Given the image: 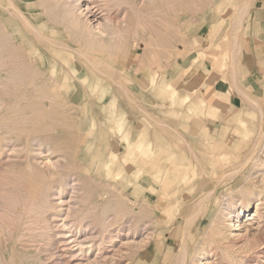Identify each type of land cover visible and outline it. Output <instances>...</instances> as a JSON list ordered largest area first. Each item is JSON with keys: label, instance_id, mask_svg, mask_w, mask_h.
Segmentation results:
<instances>
[{"label": "rangeland", "instance_id": "rangeland-1", "mask_svg": "<svg viewBox=\"0 0 264 264\" xmlns=\"http://www.w3.org/2000/svg\"><path fill=\"white\" fill-rule=\"evenodd\" d=\"M221 1L174 0L172 5V28L168 27L169 22H171L170 18L162 13V25L159 24L158 28L160 30L158 33L153 34V36L148 33L146 27L140 28L141 25L136 27L137 24L135 22H132L131 28H128L129 30H123L126 32L122 33L120 40L123 42L125 48L118 53L111 51L110 57H115L117 60H119L117 57H123L125 59L124 62L118 64L119 66L117 67L121 73L120 80L127 89H119L115 83L110 82L107 78L91 73L89 68L79 60H77L78 62L71 63L70 67L72 71L70 72L67 70L65 72V77L68 79L71 86L70 91L67 92L68 96H66V100L70 103V107L68 106L66 110H70L71 108L73 112L70 111L69 113L73 114L74 117L76 116V120L71 124L74 128L82 131H91L89 134H84L85 138L82 147L86 148L85 153L83 154V151H81V155L79 156V160L81 161L80 164L73 165L70 169L65 167L60 168L59 170H61V172L57 173L55 177H53L54 179L50 176L52 173L51 171H54L52 167L50 166V168L46 169L45 166L43 168V164L45 162H50L51 164L52 160L54 161L57 159V161H63L55 151H53L52 154H50L48 150L44 152V149H42L43 152L39 154H37L36 151H31L30 158H27L26 156L24 157V154L20 155L16 153L17 147L13 146L11 148L13 152L6 146L8 150L5 153H0V221L4 219L0 222V264H37L39 262L43 264H86V262H83L85 260L81 258L80 252H78L79 246L72 242L71 238L65 237L69 233L63 235L65 241H59L57 230L63 229L62 222H64V213H60L61 217L59 215L53 218H51L52 216H50L49 213L48 220H51L49 222L46 221V225H44L45 223L40 225V228L37 230L35 229L39 227V224L36 223V225L35 222H32L31 218L25 219L22 217L25 212L22 211L25 209L22 206L24 203L23 201L29 202L28 200L31 196L30 189L35 185L43 183L48 184L49 182L50 184H55L53 186H58L61 177L69 179L70 183H75L76 181L74 185L76 189H73L74 193L71 192L70 189V191L66 193L65 199L69 197L68 195H71V197L76 195L71 198V200H75L77 196L85 192L89 193L96 203L93 212L96 216H90L86 218L85 221L87 220L90 222L91 220L92 223L88 224L87 227L92 228L93 226L91 231H94V234H96L95 241L99 243L95 242L96 244L93 245V248H91L89 252H87V249L84 251L88 253L90 259L100 254L101 257L99 256L100 258L98 257L97 260H95L98 262L95 264H156V262L160 260L165 264H175L179 251L178 249L182 246V242L183 244L185 243L184 246L188 259L191 260L198 235L196 233V226L192 225V227L188 228L186 224V216L189 212V204L187 203L189 200L187 199L188 197H185L184 192L180 195H176L173 190V185L169 186L167 190L168 194L162 195V190L159 188L160 186L157 183L146 181V177L144 176L145 173L139 169L143 164V154L136 157V162L131 161L129 156H132L135 152L134 143L136 141H141L143 149L152 145L155 153L160 149L161 156L159 153L154 156L158 157V168L161 167L160 165L168 167L166 172L168 181L174 180V170L180 164L181 167L189 166L184 172L190 173V181L194 180L195 182L199 180V161L177 152L176 132L180 133L182 136L184 135L193 145L200 139V136H202L201 134L204 132L210 133L208 136L209 144L217 142L222 144L225 150H231L233 152V156L231 155L226 159L227 164L225 163V165L233 164L241 160L251 151L255 152L260 158L264 157L262 151H259V144L256 146L260 133L264 132V99L256 100L252 98L254 101L252 99H247L240 107L232 109L231 106L226 103L217 100H208L207 95L204 99V95L201 93V87H205L204 85L206 83L205 80H202V76L207 74L210 70L208 64H211L213 68L219 71L224 69L225 71L231 70V74H234L235 54L238 52L239 47H237V50L233 53L230 51L234 41V36L232 34L234 28L232 27L231 30V26H234V21H236V19L232 21L230 14L235 11V5L244 2L247 3L248 7L252 0ZM122 3L123 5H121ZM121 4L114 6V8L116 7V9H114L116 11L113 10L118 20L121 19L120 13L122 15L123 9L124 11L126 10L124 8L125 3L121 2ZM163 6L165 5L162 4V11H165L166 7ZM117 7L119 8L118 10ZM6 17L8 16L6 15L0 19V23L3 26L7 23L6 25L10 29L8 36L4 37L3 35L0 37V59L2 58L3 62V65L0 64L2 65L0 66V82L4 84L7 83V87H14V72L12 71L14 68V20H9L10 18L8 19ZM220 18L224 19L222 25H219ZM165 20L166 26L170 31L168 32L167 30L166 33L163 32L167 29L166 26L164 27ZM46 24L49 26L56 25L55 23L49 22L42 24V26ZM215 24L216 28L218 25L219 28L217 32L212 34V28ZM56 27L59 26L56 25ZM133 27H136L135 31H133ZM51 29L46 28L45 30L47 32L55 30L53 29L51 31ZM58 29L62 31L61 26ZM140 29H142V31ZM174 29L179 33L177 34V31H175L173 38L170 39L169 33H171L172 30L174 31ZM132 31L133 33L136 32L137 35L134 33L135 36ZM206 31L209 32L210 37L209 42L203 47L198 36L203 35ZM208 32L206 35H208ZM52 33V36L57 38L63 40L66 38L64 33H61L62 35L55 32ZM236 35L238 40V34ZM6 38L8 39L6 40ZM66 40L69 41L71 45L76 44L73 39L68 40L67 38ZM144 40H147V42H144ZM154 41H158L159 43H154ZM153 43L158 46H154ZM145 44H148V46L150 45L151 48L148 46L146 48V46H144ZM34 45H36L39 51L38 55L42 56V58L38 59L40 63H37V69L39 70L44 69V71H49L50 59L51 63H57V60L63 55L62 53L56 55L49 50L45 51L36 43ZM104 52L106 51L101 53L105 55ZM114 54L116 56H112ZM199 54H204L203 61L206 64L199 68L202 76L198 71H194L196 64L192 63L194 58ZM153 57L157 59L154 60ZM105 58L108 57L105 56ZM155 61L157 64L154 63ZM152 69L159 70V78L155 88L149 90L148 78ZM9 76L10 78H7ZM206 80L210 82L208 79ZM168 81L177 89L176 95L171 98L168 97V90L164 87V84ZM192 85L196 86L194 92L190 90ZM0 91L3 90L0 89ZM1 93L2 92H0V94ZM0 99L5 103H14V97L8 95L0 96ZM200 99L202 100L203 107H200L197 102ZM110 103L111 109L106 111ZM194 104L197 106L195 110L191 108ZM258 110L260 111L259 113H257ZM9 112H11V110ZM8 114L4 116V118H7ZM12 116H8V118L12 119ZM199 120L200 125L197 122ZM182 143L184 144L183 141ZM33 148L37 150L38 146L33 145ZM194 149L199 150V147L194 146ZM111 151L116 154V158L115 162L107 169L109 174L105 175V169H103V167L97 170L91 167L90 159H93V162L96 160H105ZM47 153L50 154V156L56 153L55 155L57 156H55L56 158L54 156L50 157L47 156ZM199 153L201 155L200 162L202 164L206 162L217 163L216 160L207 155L205 149L200 150ZM14 156L18 158H14ZM40 161L43 162L40 163ZM224 161L225 159L218 160V162H220V166H217L220 169L219 172L225 170ZM28 164L31 166L30 169L27 166ZM209 170H212V168L209 167ZM212 172L213 177L218 173L215 171ZM70 174L74 175L72 176ZM95 176L96 178L94 179ZM148 176L150 177V173ZM241 180V175L236 174L231 184L237 185ZM106 184L109 185V188L106 187ZM229 184V181H225L221 188H225ZM54 189L55 188H52L50 190ZM55 191H57V189L54 190V192ZM106 192L109 193L106 195ZM10 193H13L12 195H14V198L18 195V199L15 198L17 202L11 197L12 195ZM28 193L30 194L29 196H27ZM7 194L11 196H7ZM55 195L56 194L52 195V197L50 196L49 199L52 200L56 197ZM113 196H116L121 201L122 208L129 210V213L122 218V221L119 223L120 225L116 224V226L112 225L108 227L112 229L107 230L108 232L105 233L106 238L103 240L104 243H100V240H97V238L99 239L101 237L99 219L101 218L106 199L111 200ZM26 197H28V200ZM11 200L16 202L14 203L13 201L14 205L18 203L17 206H21L20 208L15 206L19 210L13 207L14 205ZM56 201V199H54V201L52 200V202ZM177 201L181 207L179 211L175 212L176 205H174V203L177 204ZM144 202L145 204H143ZM25 203L24 206L27 204ZM10 205H12V207H10ZM148 205L149 207H146ZM166 205H168L170 212H175V216H173L172 220H170V215L162 214L160 209L157 208V206L165 207ZM65 207L66 205L63 206V208ZM58 209L57 214L59 212ZM254 210L255 206L251 205L250 209L245 214H241L242 217L240 216L238 222H236L238 223V227L235 228L234 232L241 236V240L243 239L242 237H244L242 235L246 233L250 236L254 232L251 237L255 238L256 242L260 241L262 236H264L260 235V228L261 232H263L264 224L262 225V229L261 225L257 226V219H250ZM11 211L14 214L11 213ZM19 212L21 213L20 215ZM112 213L113 210L110 209L109 214L112 215ZM134 214L135 217L130 222L129 218ZM18 218L21 219L19 220ZM7 219H10V223H8L9 226L6 224V221L8 222ZM67 219L70 221L71 218L67 217ZM22 220L24 224L25 221L29 220L28 224H25L26 229L24 228L25 225H21L23 224ZM14 221L18 223H14ZM254 221L255 223H253ZM127 222L129 225L128 228ZM52 224L55 226L56 224L58 225L55 227ZM69 224L70 223H68V225ZM47 225L49 227H47ZM51 225L54 227L50 228ZM10 226L13 232L10 231ZM114 228L116 229L114 230ZM64 230L66 231V227ZM40 231H43L46 235ZM111 232L114 235L116 234V236H114L115 239L107 236L112 234ZM24 233L28 235L26 236ZM48 233H50V235H47ZM70 233L72 234L73 232ZM256 233L259 234V237H257ZM22 234H24L25 237L21 238V236H23ZM81 237H83V235ZM45 243H48L49 246L48 244L45 245ZM84 248L85 247H83V249ZM66 249H71L74 253H78L79 256L77 254V259L74 260L72 256L67 255L68 253L65 252ZM102 249H104V251ZM97 251L100 252L98 253ZM102 253L104 256L101 255ZM64 258L66 259L65 262Z\"/></svg>", "mask_w": 264, "mask_h": 264}, {"label": "bare ground", "instance_id": "bare-ground-1", "mask_svg": "<svg viewBox=\"0 0 264 264\" xmlns=\"http://www.w3.org/2000/svg\"><path fill=\"white\" fill-rule=\"evenodd\" d=\"M121 2L125 3L124 8L126 10L124 11L123 9L122 15L120 13L121 19L118 20V17H116L117 15L114 12L116 11L114 10L116 9V7L114 8V6L120 5ZM173 2L174 0H0V19L7 15L8 17L6 18H10L9 20H14V70L12 69V71L14 72H12L14 74V87H7L6 82V84L0 82V89L3 90L0 91L2 92L0 96L8 95L14 97V103H5L0 99V153H5L8 149H11L13 146L17 147L16 153L20 155L24 154V157L26 156L27 158H30L31 151H36L37 154L42 153V149H44V152L48 150L50 154L55 151L56 153H58V155L62 158L63 161L60 162L57 161V159L54 161L52 160L51 164L49 161V163L45 162L43 164V168L45 166L46 169H48L51 166L54 170L51 171L52 173L49 171L51 173L50 176L52 177V179H54L53 177H55L57 173L61 172V170H59L60 168L65 167L67 169H70L71 167H73V165L80 164L81 161L79 160V156L81 155V151H83L84 154L86 150V148L82 147L85 138L84 134H89L91 133V131H82L80 129L74 128L71 125L76 120V116L74 117L73 114L69 113L70 111H72L71 108L70 110H66L68 106L70 107V103L67 102L66 96H68L67 92L70 91L71 86L69 84L68 79H66L65 77V72L67 70L71 72V63L78 62L77 60H79L89 68L91 73L107 78L110 82L115 83L119 89H127L120 80L121 73L117 67L119 66L118 64H122L125 59L123 57H117L119 58V60H117L115 57H110L111 51L118 53L120 50H124L125 47L123 46V42L120 40V38L122 33L126 32L123 30H126L129 27L131 28L132 22H135L137 24L136 27H138V25H141L140 28L146 27V29H148V33L153 36V34L158 33V31L160 30L158 27L162 21L161 14L164 13L167 15L168 18H170L171 21L169 22L168 27L172 28ZM162 4L165 5L163 7H166L165 11H162ZM121 5H123V3ZM234 7L235 11L232 12L233 14H230L232 17V21L238 19L240 15H242V13L247 9V3L242 2L238 5H235ZM118 9L119 8L117 7V10ZM219 21V25H222L224 19L220 18ZM49 22L55 23L59 27L61 26L62 31L59 30V27H56V25L49 26L46 24L42 26V24ZM6 24H4L3 26L0 23V37L3 35L4 37L9 35L10 29ZM219 25L217 29L219 28ZM165 26L166 20L164 27ZM235 26L237 27L238 25ZM232 27L234 28V31L232 33L234 36V41L230 51L233 53L237 50V47H239V43L236 38L237 28L232 25L231 30ZM46 28H52L51 31L55 29L52 32L58 34L64 33L66 36L65 40L52 36L53 33L49 31L47 32L45 30ZM135 28L133 27V31H135ZM140 30L142 31V29ZM167 30L168 28L166 29V31H162L166 33ZM175 31L177 30L174 29V31L172 30L171 33H169L170 39L173 38V34H175ZM168 32L170 31L168 30ZM207 32L208 31H206L203 35L198 36V39L201 40L200 42L203 44V47L209 42L210 35L209 32L208 35H206ZM134 33L136 34V32ZM176 33L178 34L179 32L177 31ZM67 38L68 40L73 39L76 44L71 45L69 41L66 40ZM7 39L8 38H6V40ZM158 41H154V43ZM144 42H147V40H144ZM35 43L42 47V49H44L45 51H52L56 55H60V53L63 54L60 59L57 60V63H51L50 59L49 71H44V69H37V63H40V60L38 59L42 58V56L40 55V57L38 55L39 51L36 45H34ZM149 44L153 46L151 43ZM150 45L148 46V44H145L144 46H146L147 48V46L150 47ZM156 45L157 44H154V46ZM100 50L102 53L103 51H106L104 52L105 55L102 54ZM105 56H107L108 58H105ZM112 56L116 55L114 54ZM153 59L155 60L157 58L153 57ZM203 59L204 54H199L192 61L193 64H196L194 71H198L199 74V67L204 65ZM0 60V64L3 65L2 58ZM154 63L157 64L156 61ZM208 66L210 67L209 72L204 76H202L201 74L200 75L213 81L216 75H219L221 71L216 68H213L211 64H208ZM7 78H10V76ZM158 78L159 70L152 69L148 78L149 90H153L155 88ZM164 85V87L168 90V97L171 98L176 95L177 89L170 83V81L166 82V84ZM190 90L191 92H194V90H196V86L190 87ZM197 102L199 103L200 107H203L201 99ZM109 109H111V103L109 104V106H107L106 111H108ZM10 110L11 112H9ZM259 112L260 111L258 110L257 113ZM7 114L8 116L13 115L12 119H9L8 116L7 118H4V116H6ZM197 122L200 125V120ZM209 134L210 133L208 132H204L203 134H201L202 136H200V139L196 141L195 145H193L188 139L184 137V135L182 136L180 133L176 132L175 137L177 142L176 147L178 149L177 152H180V154L183 153V155L189 156L192 159L199 161V180H197V182H195L194 180L190 181V173L184 172L185 169L189 166L181 167L180 164L174 170V180L168 181V177L166 176L168 167L159 164L161 167L158 168V157L154 156L158 155V153L159 155L161 154L160 149L157 151V153H155V150L152 148V145H149L143 149L141 141H136L134 143L135 152L132 156H129V159H131V161L133 162H136V157L140 154H143V164L139 169L145 173L144 176L146 177V181H149L151 183H157L160 186L159 188L162 190V195L168 194L167 190L169 186L173 185V190L176 195H180L182 192H184L185 197H188L187 199H189L187 202L189 204V212L186 216V224L188 228L192 227V225L196 226V233L198 235V238L195 241L194 253L191 257V260L188 259V255L184 246L185 243L183 244V242L181 241L182 246L178 249L179 251L175 260V264H264V236H262L260 241L256 242V239L251 237L254 232L250 236L247 233H244L245 235H242L244 236L242 237V242V240L240 239L241 236L235 234L236 232H234L235 228L238 227V223L236 222H238L241 214H245L250 209L251 205L255 206V210L252 213V217L250 219H257V226L261 225L262 227V225L264 224V157L260 158L255 152L251 151L249 154L245 155L241 160L234 162L233 164L225 165V163L227 162L226 159H228L233 152L231 150H225V148H223L224 146L217 142L209 144ZM182 141L184 142V144L182 143ZM257 144H259L260 146L259 151H262V153L264 154V132L260 133L258 141L256 142V146H258ZM33 145L38 146V149L35 150V148H33ZM6 146H8V149H6ZM194 146H198L199 150H195ZM202 149H205L207 151V155H209L210 158L216 160L217 163L206 162L205 164H202L200 162L201 155L199 153V151ZM11 150L13 151V149ZM56 153L51 156L47 153V156L55 157L57 156L55 155ZM14 158L18 157L14 156ZM115 158L116 154L111 151L108 154L107 159L101 161L96 160L94 162L92 161L93 159H90V164L91 167L96 170L98 168L103 167V169H105V175H107L109 174L107 172V169L110 165H112L113 162H115ZM217 159H225V161L223 162L225 170L223 172H219L220 169L217 166H220V162H218ZM41 162L43 161H40V163ZM27 166L29 167V169L31 168L29 164ZM209 167L212 168V170H209ZM212 171L218 172L216 176H212ZM149 173L150 177L148 176ZM236 174L241 175L242 180L239 184L233 185L231 183ZM70 175L73 176L74 174ZM95 178L96 176L94 177V179ZM225 181H229L230 184L227 185L225 188H221ZM75 184L76 181L75 183H70L69 179L61 177L59 179L58 186H53L55 184H50V182L48 184L43 183L35 185L30 189L31 196L29 197V200L28 197H26L29 202L23 201L27 204L25 203L26 206H24V203L22 205L23 208H25L24 210H22L25 211L22 217H24L25 219L31 218L32 222H35V224H39V227H36V229L34 228L35 230H37L38 228H40V225H42L43 223H45L44 225H46V221L49 222L51 220H48L49 213L50 216H52L51 218H53L54 216L57 217L59 215L61 217V214L64 213V222H62L63 225L61 224L63 226V229H60V227V230H57L59 234V241H65V237L71 238V241L79 246L78 252H80L81 258L85 260L82 261L86 262V264H95L97 262L95 260H97L100 254L95 256V258L91 257L92 259H90L88 253L84 251L87 249V252H89V250L93 248L94 244L99 243L95 241L96 234H94L93 230L91 231L93 226L92 228L87 227L88 224L92 223L91 220L90 222L87 220L85 221V219L90 216H96L93 213L96 203L91 197V195L85 192L77 196L76 199L74 198L76 201L71 200L74 195L72 197L71 195H68L69 199H65V195L68 191H70V189L71 192H73ZM106 187L109 188V185L106 184ZM52 188H55L54 190L57 189V191L54 192V190H50ZM108 193L109 192H106L105 194L107 195ZM54 194H56V197L52 200L54 201V199H56V202H52V200L49 199V197H52V195ZM11 195L7 194V196ZM29 195L30 194L28 193L27 196ZM13 196L14 195H12L11 197ZM11 197L9 198H14ZM15 198L18 199V195ZM15 198L14 200L16 201ZM14 200H11L13 205L17 202H15ZM176 203L177 204L174 203V205H176L175 212L179 211L181 207L178 201ZM143 204H145V202ZM17 205H14L13 207H21ZM65 205L66 207L63 208V206ZM10 207H12V205H10ZM122 207L123 206L121 204V201L116 196L111 197V200L106 199L104 207L102 209L101 218L99 219L101 227V237L99 239L97 238V240H100V243H104L103 240L104 238H106L105 233L108 232L107 230L110 229L108 227L112 225L116 226V224L118 225L120 221H122V218L127 213H129V210H126ZM146 207H149V205ZM157 208L160 209L162 214L168 216L170 215V220H172L173 216H175V212L169 211L168 205H166L165 207L157 206ZM57 209L59 211L58 214ZM110 209L113 210L112 215L109 214ZM11 213L13 212L11 211ZM20 214L21 213L19 212V215ZM67 217L71 218L70 221L69 219H67ZM134 217L135 214L132 215V217L130 216V222L134 219ZM18 219L20 220L21 218ZM9 220L8 222L6 221L7 225L8 223H10ZM17 221H14V223ZM28 221L29 220L25 221V224H28ZM68 223L70 224L68 225ZM253 223H255V221ZM25 224L23 223L21 225ZM52 225L50 226V228L55 226ZM57 225L58 224H56V226ZM47 227L49 226L47 225ZM65 227L66 231L64 230ZM128 227L129 225L127 226V228ZM9 228H11V231L12 227L10 226ZM24 228L26 229V225ZM115 229L116 228H114V230ZM70 232L73 233L71 234ZM41 233H43V231ZM65 233L69 234L64 237L63 235ZM24 234L26 235V233ZM24 234H22L23 236H21V238L25 237ZM43 234L46 235V233ZM256 234L257 237H259V234ZM47 235H50V233H48ZM82 235L83 237H81ZM260 235H264V231L261 232V228ZM107 236L109 238H114L116 234L114 235L112 233ZM46 244L48 243H45V245ZM83 247L85 248L83 249ZM102 250L104 251V249ZM65 252L68 253L67 255L72 256L74 260L77 259V257L79 256L78 253H74V251L71 249H66ZM97 252L99 253L100 251ZM101 255L104 256L103 253ZM65 261L66 259L64 260V262ZM37 264L43 263L39 262Z\"/></svg>", "mask_w": 264, "mask_h": 264}, {"label": "crops", "instance_id": "crops-1", "mask_svg": "<svg viewBox=\"0 0 264 264\" xmlns=\"http://www.w3.org/2000/svg\"><path fill=\"white\" fill-rule=\"evenodd\" d=\"M239 18L234 23L239 41L234 74L224 69L213 81L208 79V82L203 77L206 83L201 87L204 99L207 95L208 100L226 103L232 109L240 107L249 98L264 99V0H252ZM212 31V34L218 31L216 24ZM195 107V104L191 106L193 110ZM156 264L165 263L160 260Z\"/></svg>", "mask_w": 264, "mask_h": 264}]
</instances>
